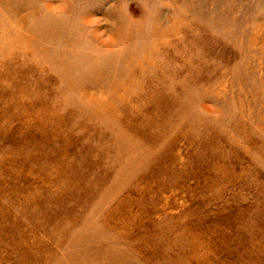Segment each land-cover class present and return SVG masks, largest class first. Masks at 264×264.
I'll list each match as a JSON object with an SVG mask.
<instances>
[{
  "label": "rangeland",
  "instance_id": "obj_1",
  "mask_svg": "<svg viewBox=\"0 0 264 264\" xmlns=\"http://www.w3.org/2000/svg\"><path fill=\"white\" fill-rule=\"evenodd\" d=\"M0 264H264V0H0Z\"/></svg>",
  "mask_w": 264,
  "mask_h": 264
}]
</instances>
